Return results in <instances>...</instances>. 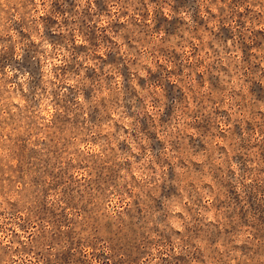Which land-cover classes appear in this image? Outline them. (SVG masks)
Returning a JSON list of instances; mask_svg holds the SVG:
<instances>
[{
  "label": "rangeland",
  "instance_id": "obj_1",
  "mask_svg": "<svg viewBox=\"0 0 264 264\" xmlns=\"http://www.w3.org/2000/svg\"><path fill=\"white\" fill-rule=\"evenodd\" d=\"M0 264H264V0H0Z\"/></svg>",
  "mask_w": 264,
  "mask_h": 264
}]
</instances>
